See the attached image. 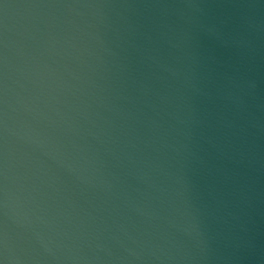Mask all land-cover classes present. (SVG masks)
Here are the masks:
<instances>
[{
	"label": "water",
	"instance_id": "95a60500",
	"mask_svg": "<svg viewBox=\"0 0 264 264\" xmlns=\"http://www.w3.org/2000/svg\"><path fill=\"white\" fill-rule=\"evenodd\" d=\"M0 264H264V0H0Z\"/></svg>",
	"mask_w": 264,
	"mask_h": 264
}]
</instances>
